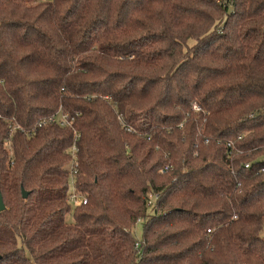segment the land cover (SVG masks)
Masks as SVG:
<instances>
[{
    "label": "trees",
    "instance_id": "trees-1",
    "mask_svg": "<svg viewBox=\"0 0 264 264\" xmlns=\"http://www.w3.org/2000/svg\"><path fill=\"white\" fill-rule=\"evenodd\" d=\"M0 196V264H264V0H0Z\"/></svg>",
    "mask_w": 264,
    "mask_h": 264
},
{
    "label": "built area",
    "instance_id": "built-area-1",
    "mask_svg": "<svg viewBox=\"0 0 264 264\" xmlns=\"http://www.w3.org/2000/svg\"><path fill=\"white\" fill-rule=\"evenodd\" d=\"M60 121H61L60 123L62 125H64V126H66V125H68L70 123V121L68 120V118L66 116H63ZM71 198H72L73 201H76V195L75 194H73ZM81 201L83 203H86L87 202V200L85 198L82 199ZM140 246H141V243L140 242H137L136 243V248H140Z\"/></svg>",
    "mask_w": 264,
    "mask_h": 264
},
{
    "label": "rangeland",
    "instance_id": "rangeland-1",
    "mask_svg": "<svg viewBox=\"0 0 264 264\" xmlns=\"http://www.w3.org/2000/svg\"><path fill=\"white\" fill-rule=\"evenodd\" d=\"M73 188V185L70 184V190ZM73 217L72 213L68 214V219L71 220ZM135 236H137L138 238L143 237V228L139 226L136 227L135 229Z\"/></svg>",
    "mask_w": 264,
    "mask_h": 264
},
{
    "label": "water",
    "instance_id": "water-1",
    "mask_svg": "<svg viewBox=\"0 0 264 264\" xmlns=\"http://www.w3.org/2000/svg\"><path fill=\"white\" fill-rule=\"evenodd\" d=\"M23 196L27 197L28 196V192L23 190ZM5 208H6L5 203H4L3 199H2V197L0 196V211H3Z\"/></svg>",
    "mask_w": 264,
    "mask_h": 264
}]
</instances>
